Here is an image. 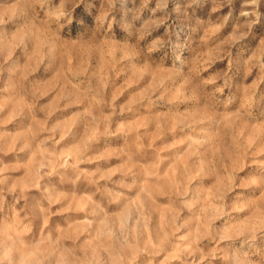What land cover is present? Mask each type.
<instances>
[{
    "label": "rangeland",
    "instance_id": "rangeland-1",
    "mask_svg": "<svg viewBox=\"0 0 264 264\" xmlns=\"http://www.w3.org/2000/svg\"><path fill=\"white\" fill-rule=\"evenodd\" d=\"M0 264H264V0H0Z\"/></svg>",
    "mask_w": 264,
    "mask_h": 264
}]
</instances>
